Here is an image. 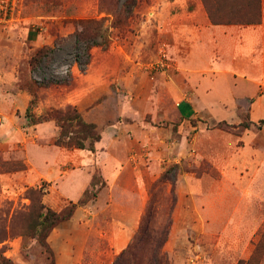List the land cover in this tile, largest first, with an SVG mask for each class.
Segmentation results:
<instances>
[{
    "label": "rangeland",
    "instance_id": "1",
    "mask_svg": "<svg viewBox=\"0 0 264 264\" xmlns=\"http://www.w3.org/2000/svg\"><path fill=\"white\" fill-rule=\"evenodd\" d=\"M153 1L143 0L141 2L138 16L132 20L130 26L120 36L116 33L112 35L113 40L109 49L103 50L100 47L92 49V61L85 72L74 64L71 75L69 74L64 79L69 84H53L38 90L39 104L35 112L39 114L44 108H65L69 104L84 109L110 84L119 85L122 95L117 105V112L121 120L104 127L101 140L95 143V151L63 148L56 145L54 140L58 135V128L54 122L31 125L25 110L30 99L28 87L31 53L44 46L53 47L52 60L34 71L33 75L39 79L54 75L51 64L64 63L74 56L71 34L75 31V21L106 16V13L101 10L99 0H27L19 21L8 26H0V88L2 92L0 96L2 99L0 112L2 118L0 120V215L2 216L0 238L5 237L0 239V252L13 264H67L72 259L74 264H111V260H114L118 254L114 251L118 244L114 246V240L111 238L112 216L100 206L97 207L100 210L99 215L94 221H90V224L86 223L88 220L85 215L86 210L81 207L83 210L73 221L69 223L65 221L52 231L49 241L55 257L50 255L37 240L15 233L17 230H14L13 234L10 233L9 224L17 212L25 210L31 203L26 196L28 187L43 186L46 190L44 202L55 210H61L69 201L79 199L81 193L85 191L83 188L90 186L94 175H97L98 182L102 183V186L100 184L98 186H105L106 179L97 161H105L102 152L106 150L107 140L118 135L110 126L140 120L152 121L154 112L149 111L150 104L153 101L165 102L166 99L160 90L162 87L160 77L171 66L169 59L163 56V51L167 55L164 33L160 32L157 27L148 28L146 23V12ZM234 1L221 3L222 13L229 12L228 8L232 12L244 13L243 11H246L258 15V0H244L249 1L250 6L245 7L243 11L238 8V5L233 4ZM245 2L242 5H246ZM191 5L192 2L187 1L186 7L191 8ZM248 18L250 15L246 19ZM136 62H141V64L135 65ZM136 67H141V71L148 77L155 76L153 80L155 88L149 96L148 106L146 102L140 100L132 104L135 94L134 91L132 94L129 93V87L134 90L142 84L141 81H144L139 75H131L130 72ZM180 81L182 83L184 81L182 76ZM145 82L148 87V81ZM141 88H144V85H141ZM262 91L260 95L263 94L264 91ZM140 97L143 98L145 95H140ZM254 100L256 97L249 96L243 99L237 97L236 111L227 112L221 118L213 117L210 112L199 111L189 118L188 122L193 126L201 125L204 129L203 135L216 141V144L209 148V153L216 156L226 155L225 158L232 165L229 169H233L234 173L231 175L232 180L240 186H250L254 194L264 202V169L263 166L258 168L260 162L257 159L258 157L259 159L264 158V128L256 126L259 119H264V111L256 115V109L253 111ZM172 102L175 105L176 101ZM127 104L131 112L124 114V107ZM160 115L164 117V113ZM162 117L157 118L158 122L153 121V123L161 128L173 123V133L178 136L179 127L186 119L172 116L171 119L175 117L174 122H168ZM220 122L223 123L222 127H216ZM248 124H250L249 128H245ZM157 133H159L158 136H164L165 130L159 129ZM112 151L121 156L119 161H115V166L129 168L138 161L137 153L140 149L129 150L124 144L117 142L115 146L112 145ZM200 151L207 150L201 147ZM65 157L68 159L66 160ZM196 159V161L183 159L178 163L181 164L183 172L192 171L197 176L212 173L214 166L207 158L198 156ZM48 160L58 161V165L54 166L57 170L60 168L58 176L51 165L50 172L42 175V172L48 169L46 166ZM161 162L165 170L177 163L168 160ZM78 164L82 171L73 172V175H69L64 180L66 178L63 176L64 173L74 170ZM160 176L148 184V200L139 224L150 204L165 208V212L163 210L160 215V220H165L168 216L169 201L167 198L171 184L160 181ZM218 178V172L210 175L212 180ZM61 180L64 181L61 183ZM235 192L237 195L241 194L239 190H234L233 196ZM127 197L129 198L128 195ZM5 225L7 237L4 232ZM91 226L95 229L94 234L89 233ZM259 235L260 240L248 258L253 257L255 264L264 263V223L263 228L259 230ZM120 250L118 248L119 252ZM168 253L173 264L174 256L171 252L168 251ZM248 259L237 257L231 259L224 253H220L214 260L219 264H238L240 260Z\"/></svg>",
    "mask_w": 264,
    "mask_h": 264
},
{
    "label": "crops",
    "instance_id": "2",
    "mask_svg": "<svg viewBox=\"0 0 264 264\" xmlns=\"http://www.w3.org/2000/svg\"><path fill=\"white\" fill-rule=\"evenodd\" d=\"M187 1L192 2L191 8L186 7ZM260 9L261 20L257 23L214 24L202 0H154L148 7L146 23L148 28L157 27L164 33L171 66L160 77V90L166 100L150 104L149 111L156 113H153L152 121L110 126L118 135L107 140L106 150L102 152L103 159L108 162L97 161L106 185L88 206L82 207L88 217L86 223L97 218L99 206L112 216L111 238L114 246L118 244L114 249L117 253L118 248L122 250L128 245L138 229L148 200V184L165 170L161 161H196L198 156L213 164L212 173L218 172L219 178L210 179L212 173L199 176L192 171L179 173L173 224L166 244V249L174 256L173 264H219L215 260L220 253L231 259H248L254 252L260 240L259 230L263 228L264 202L250 186H240L232 180L234 173L229 169L232 165L226 155L209 153V148L216 141L203 135L201 125H190L188 119L199 111L210 112L213 117H224L227 112L237 110V97H256L253 111L256 109L257 116L264 111V0H260ZM140 68L136 67L130 73L142 77L144 88L141 85L134 90L129 87V93L134 91L135 94L132 104L140 100L148 106L149 96L155 88V76L148 77ZM145 81H148V87ZM172 101H176L175 105ZM129 108L128 104L125 105L124 114L131 112ZM162 113L164 117L160 115ZM171 115L186 119L179 127L178 136L173 133V123L162 128L153 123L159 117L174 122L175 117L171 119ZM159 129L165 130L164 136L157 135ZM117 142L129 150L140 149L138 161L133 166H115V161H119L121 156L115 151L112 153L111 149ZM201 147L208 152H201ZM257 159L260 162L258 168L263 166L264 169V158ZM56 164L57 160H48V169L42 175L50 172L51 165L58 176L60 168L57 170ZM80 171L78 164L74 170L64 173V180ZM234 190L241 194L235 192L233 196ZM83 209L78 208L67 222L73 221ZM90 228L89 233L94 234L95 229L93 226ZM68 263L74 264V260Z\"/></svg>",
    "mask_w": 264,
    "mask_h": 264
},
{
    "label": "trees",
    "instance_id": "3",
    "mask_svg": "<svg viewBox=\"0 0 264 264\" xmlns=\"http://www.w3.org/2000/svg\"><path fill=\"white\" fill-rule=\"evenodd\" d=\"M142 1L99 0L101 10L106 13V16L75 21V31L71 34L75 50L74 61L82 72L87 70L92 61V49L94 47H100L103 50L109 49L113 40L112 35L116 33L117 36H120L130 26L132 20L138 16V8ZM203 2L209 18L214 24L257 23L261 20L260 0H258V15L243 11L245 7L250 6L249 1L235 0L233 3L238 5V8L244 13L232 12L228 8L229 12L222 13L221 3L229 2V0H203ZM244 2L246 5H242ZM247 14L250 15L248 19H246ZM53 52V47L44 46L36 49L30 55L28 87L30 99L25 110L28 122L31 125L54 122L58 128V135L54 140L56 145L95 151V143L101 140L104 127L121 120L117 112V105L122 95L121 88L117 83L110 84L84 109L69 104L65 108H44L41 113H36L35 109L39 104V88L49 87L53 84H69L67 80H64L65 77L43 78L40 81L33 75L34 71L52 60ZM250 124L245 128H249ZM222 125L223 123L220 122L216 127L221 128ZM256 126L263 128L264 119L256 123ZM181 172H183L181 164L174 163L159 178L160 181L171 184L170 194L167 198L169 201L167 218L160 220V215L163 210L165 212V208L154 206V204L148 205L134 236L128 245L116 255L111 264H172L165 244L173 224V212L177 202L176 182ZM98 180L99 177L94 175L90 186L85 189L80 198L77 201H69L61 210H55L44 202L46 190L43 186L28 187L26 196L31 203L25 210L17 212L12 217L9 232L17 230L15 233L37 240L50 255L55 257V252L49 242L52 231L61 223L70 220L79 207L87 205L97 197L102 188L98 186L100 184ZM100 185L102 186V183ZM4 232L7 237L6 225ZM4 238L3 236L0 239ZM0 264L13 263L0 252ZM238 264L255 263L252 257L248 260H240Z\"/></svg>",
    "mask_w": 264,
    "mask_h": 264
},
{
    "label": "built area",
    "instance_id": "4",
    "mask_svg": "<svg viewBox=\"0 0 264 264\" xmlns=\"http://www.w3.org/2000/svg\"><path fill=\"white\" fill-rule=\"evenodd\" d=\"M27 0H0V26H8L20 20L23 6ZM163 56L167 57L166 52L163 51ZM75 55L72 56L71 60L64 61L61 64H51L55 74L51 77H66L68 76L73 65L77 64L75 61ZM35 76V75H34ZM37 78V77H36ZM50 78V77H46ZM38 80H43L39 79Z\"/></svg>",
    "mask_w": 264,
    "mask_h": 264
}]
</instances>
